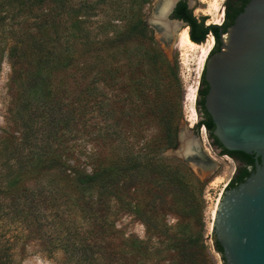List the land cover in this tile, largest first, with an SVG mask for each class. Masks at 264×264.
<instances>
[{
    "label": "trees",
    "instance_id": "1",
    "mask_svg": "<svg viewBox=\"0 0 264 264\" xmlns=\"http://www.w3.org/2000/svg\"><path fill=\"white\" fill-rule=\"evenodd\" d=\"M16 1L26 5V72L17 66L24 50L20 42L10 53L16 59L23 128L19 136L11 135L16 144L0 152L3 177L16 176L0 190L6 196L0 209L13 217L23 214L29 233L56 232L51 248L66 250L81 264H148L152 249L165 254L154 264H216L201 240L202 182L181 159L164 155L178 145L179 81L177 66L146 22L145 8L153 0ZM248 1L228 0L221 25L206 26L184 1L174 15L187 21L197 43L213 34L216 51L221 27L232 24ZM79 45L96 48L92 62H80ZM59 68L74 70L70 86L57 80ZM205 125L213 131L211 118ZM25 148L26 160L12 163L14 151ZM224 153L246 162L228 184L233 187L254 170V158L243 151ZM25 173L26 196L18 188ZM141 187H148L142 195ZM122 211L142 222L146 240H134L133 250L119 259L112 252L104 258L98 244L115 224L113 215ZM168 213L176 216V224L163 217ZM189 220L200 230H190ZM212 238L225 264L214 233ZM7 250L0 243V264Z\"/></svg>",
    "mask_w": 264,
    "mask_h": 264
},
{
    "label": "rangeland",
    "instance_id": "2",
    "mask_svg": "<svg viewBox=\"0 0 264 264\" xmlns=\"http://www.w3.org/2000/svg\"><path fill=\"white\" fill-rule=\"evenodd\" d=\"M159 0H153L151 4L145 8V18H149L153 14L154 8ZM191 3V9L193 15L202 20L205 18V25L216 24L215 21L221 18L222 22L225 20L226 5L228 0H188ZM16 0H0V152L6 150V148L13 146L11 141V135L14 137L19 136L22 131V115L21 111V99L19 98V84L14 82L15 74L12 66L14 58L10 56L11 48L16 46V43L20 42L22 49L21 57L17 59L19 66L24 72H26V5L22 6L16 3ZM216 2V3H215ZM224 11V12H223ZM170 19L175 20L173 13L170 15ZM211 22V23H207ZM217 24V25H221ZM189 26H181L173 32L172 40L164 42L161 40V34H158L154 28L151 27L154 33V37L158 44L166 53L171 63L175 64L178 69V93L175 100L176 103V117L178 121V135L182 128H191L194 130V136L201 139L203 148L214 162V167L204 170L200 167L190 168L196 174V176L202 182V194L204 198L203 208V220L205 227L201 229L202 242H204L207 252L215 260L216 264H223L221 261V255L216 252L213 246V218H214V205L219 202L223 192L228 187V184L235 177L237 173L238 162L231 156L223 154L224 152H216L214 150V144L209 142L206 129L202 132V127L196 130V125L199 122V114L196 109L197 94L199 96V86L202 80V73L205 66V61L208 56L206 50L199 48L192 49L190 47L181 48L177 44L178 32ZM206 40L203 42L205 43ZM197 43V42H196ZM216 43V40H215ZM214 43V44H215ZM202 44V43H198ZM95 47L86 49L84 46H77V57L80 62L93 58L91 56L96 55ZM91 50V51H89ZM206 52V53H205ZM74 70L64 71L59 68L56 73L57 80L66 81V86H70L72 81V74ZM72 75V76H71ZM26 78V77H24ZM70 90L71 88H67ZM197 116H196V113ZM155 126V125H154ZM155 128V127H153ZM207 137V138H206ZM206 139V142H204ZM23 153L15 152L16 158L11 162L18 161V158L26 160V148ZM169 156V155H168ZM24 161H21L23 164ZM0 158V190L2 187L8 186L16 176L11 179H6L4 175V166ZM20 164V165H21ZM188 165V164H187ZM45 167L41 169L43 174L47 173ZM18 178V177H17ZM19 179V178H18ZM20 184L18 188H24L20 194L26 196V173L20 176ZM28 184H33L31 181ZM148 187H141L139 194H144ZM2 192V191H1ZM0 192V202L3 203L6 199ZM147 199L150 198L149 194H146ZM8 200V197H7ZM17 200V199H15ZM20 201V199H18ZM10 202L9 200L5 203ZM13 203V202H12ZM18 202L17 204H19ZM7 210L0 209V243L5 244L8 250L2 256L1 264H81L78 262V258L72 256L64 249H52L49 240L56 237L57 233L52 232L51 229L47 233L41 235L36 233H29L26 231V218L24 215H18L13 217L12 214L8 215ZM110 216H112L110 214ZM169 224H176L177 218L175 215L168 213L163 215ZM115 224L108 230V234L103 240H101L98 246L101 248L98 252L107 258L111 252L119 257L122 256V252L125 250H133V241L146 240L145 226L134 215L122 211L119 216L113 215ZM193 221V220H192ZM189 220L190 230L199 231L200 227H196ZM102 235V231L98 230ZM156 242V240H152ZM153 261L147 262L148 264H154L158 259L165 256L163 252L155 253V249H152ZM155 253V254H154ZM130 261H134L130 259ZM167 262L162 261L161 264ZM86 264V263H84ZM126 264H128L126 262Z\"/></svg>",
    "mask_w": 264,
    "mask_h": 264
},
{
    "label": "water",
    "instance_id": "3",
    "mask_svg": "<svg viewBox=\"0 0 264 264\" xmlns=\"http://www.w3.org/2000/svg\"><path fill=\"white\" fill-rule=\"evenodd\" d=\"M179 1L159 0L146 19L164 42L188 26L170 19ZM219 41L216 51L215 44L210 48L204 66L205 108L214 123L210 142L252 155L254 170L241 183L228 186L214 205L213 233L225 264H264V0H249L232 24L221 27ZM222 149L214 145L216 152ZM164 155L192 168L214 167L191 128H182L177 147Z\"/></svg>",
    "mask_w": 264,
    "mask_h": 264
},
{
    "label": "flooded vegetation",
    "instance_id": "4",
    "mask_svg": "<svg viewBox=\"0 0 264 264\" xmlns=\"http://www.w3.org/2000/svg\"><path fill=\"white\" fill-rule=\"evenodd\" d=\"M181 1H184V2H186L187 3V5H188V8L189 9H191V6H190V4H189V1L188 0H180L179 2H181ZM178 2V3H179ZM178 3H177V5H178ZM177 5H176V7H177ZM227 6V5H226ZM176 7H175V9H176ZM175 9H174V11H173V16L175 17V15H174V13H175ZM226 16V15H225ZM176 18V17H175ZM176 19H178V20H180V21H183V22H185L188 26H189V28L191 29V27H190V25L187 23V21L186 20H184V19H182V18H176ZM208 23V22H207ZM209 24V23H208ZM209 26V25H208ZM203 43V42H202ZM200 88H199V91H200V93H199V100H197V104H196V109H197V112H198V114H199V121L200 122H202V125L200 126V127H202V132H204V130L206 129V134H208L209 133V137H208V135H207V137H208V139L209 140H211V139H213V135H212V131H208V129H207V127H206V123L209 121V118H211V117H209L210 115H209V113L207 112V110H206V108H205V94H206V92H205V90H206V88H208L207 87V85L205 84V83H203L202 82V80H201V83H200V86H199ZM195 113H196V110H195ZM196 116H197V113H196ZM200 129V128H199ZM206 137V138H207ZM210 142V141H209ZM214 145H216V146H218L219 148H221L222 149V147H221V145L220 144H218L217 142H216V140H214L213 142H212ZM226 150L225 149H222V152H225ZM224 154H226V153H224ZM234 160H236L237 162H238V167H237V175H236V177H235V180H237L238 179V177L242 174V172H243V170H244V168L246 167V162L245 161H243L237 154H235V153H233V155L231 156ZM250 165H249V170H250Z\"/></svg>",
    "mask_w": 264,
    "mask_h": 264
},
{
    "label": "bare ground",
    "instance_id": "5",
    "mask_svg": "<svg viewBox=\"0 0 264 264\" xmlns=\"http://www.w3.org/2000/svg\"><path fill=\"white\" fill-rule=\"evenodd\" d=\"M216 3V2H215ZM224 12V11H223ZM222 20L221 18H219L217 20V22L215 21L216 24H221ZM211 23V22H208ZM177 44L181 47V48H186V47H190L192 49H196L199 48L201 50H206L207 53H209L210 48L214 45L215 43V37L213 34H209L207 36V41L205 43L202 44H198L196 42H194L191 38H190V34H189V30L188 28H184L182 30H180L178 32V39H177ZM205 52V53H206ZM203 169V168H202ZM210 169V168H209ZM206 170V169H204Z\"/></svg>",
    "mask_w": 264,
    "mask_h": 264
},
{
    "label": "built area",
    "instance_id": "6",
    "mask_svg": "<svg viewBox=\"0 0 264 264\" xmlns=\"http://www.w3.org/2000/svg\"><path fill=\"white\" fill-rule=\"evenodd\" d=\"M204 142H206V139H204Z\"/></svg>",
    "mask_w": 264,
    "mask_h": 264
}]
</instances>
